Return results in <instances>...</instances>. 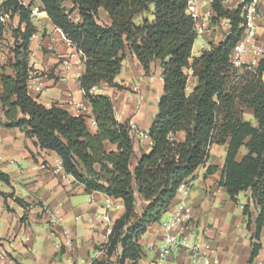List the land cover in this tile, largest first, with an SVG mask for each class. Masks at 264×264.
Masks as SVG:
<instances>
[{
  "label": "trees",
  "instance_id": "1",
  "mask_svg": "<svg viewBox=\"0 0 264 264\" xmlns=\"http://www.w3.org/2000/svg\"><path fill=\"white\" fill-rule=\"evenodd\" d=\"M38 1L39 10L80 53L84 71L79 85L91 104L96 129H88L85 116L73 115L56 104L46 106L29 94V42L36 28L31 21V4L25 6L19 0L3 3L19 14L25 27L13 31L17 37L15 61L9 64L13 74H6L4 66L0 68V125L18 127L27 137L35 138L41 149L54 151L65 173L83 185L85 192L98 191L123 201L124 212L114 221L108 236L109 253L122 246L118 264L126 259L137 263L143 256L138 243L141 234L160 220L179 187L189 183L196 169L207 162L211 146L226 144L218 184L232 201L241 191L250 190L258 208L249 257L252 263L264 227V54L256 66L236 65L230 60L243 32V6L251 0H244L234 9L225 7L222 0H213L215 15L211 21L227 19L230 32L194 57L196 18L188 11L190 0ZM101 10L106 12L108 23L101 19ZM74 11L78 12V20L73 18ZM139 14L144 16L137 24L134 18ZM126 47L135 54L146 75L150 74L151 64L159 61L163 79L148 132L151 148L141 150L135 162L136 141L128 120L117 117L110 95L93 92L103 84L124 88L115 77L121 70ZM185 69H191L197 78L189 94ZM245 108L253 110L255 124L243 118ZM177 132L184 133L182 140L175 137ZM241 147L246 152L237 158ZM215 170L216 165H209L206 174ZM0 180L7 182L8 176L0 172ZM137 196L144 203L142 207L137 204ZM16 201L25 205L20 198ZM243 213L249 227V204L243 206Z\"/></svg>",
  "mask_w": 264,
  "mask_h": 264
},
{
  "label": "crops",
  "instance_id": "2",
  "mask_svg": "<svg viewBox=\"0 0 264 264\" xmlns=\"http://www.w3.org/2000/svg\"><path fill=\"white\" fill-rule=\"evenodd\" d=\"M29 1L32 2L31 7H38L37 13L31 17L36 31L29 42V65L34 73L28 82L29 94L46 106L56 104L73 115L85 116L88 129L94 132L96 125L91 104L83 97L79 85V77L84 71L80 53L69 43L63 32L51 23L46 13L39 10L40 2L26 0V5ZM242 2L227 0L223 5L234 9ZM189 11L200 16L199 23H203L205 28L204 33L197 36L200 39L198 49L192 48L194 57L211 42L224 40L230 32V25L227 19L211 21L215 15L212 0H196ZM256 13V34L264 47V0H256ZM74 14L78 17L77 11ZM101 15L102 20L108 23L106 12L101 10ZM143 16L137 15L134 21L140 23ZM148 17L152 19L153 16L149 14ZM24 27L19 14L12 13L11 21L0 29V68L6 67V74H13L9 67L15 61L14 48L10 47L15 42L13 31L17 28L23 30ZM65 57L71 59L70 68L61 63ZM260 58L244 53L241 62L256 66ZM185 72L188 74L186 93L189 94L197 84V78L192 75L191 69H185ZM137 79L154 88L158 93V103L163 85L159 61L151 64L150 74L146 75L135 54L126 47L125 58L115 81ZM112 89L103 84L93 92L110 95ZM2 92L0 78V94ZM243 118L255 124L251 108L244 109ZM0 119L3 120L1 103ZM175 137L182 140L184 133L177 132ZM35 141V138L27 137L18 127L0 125V172L8 176L7 182L0 180V264H118L122 246L119 244L115 250L108 252L106 225L97 215L107 213L114 223L124 212L123 201L98 191L85 192L83 185L65 173L60 157L52 150L41 149ZM106 145L114 147L107 142ZM150 148L148 135L144 142L136 141V155L132 161H136L141 150L149 151ZM226 151V144L211 146L207 162L196 169L189 183L179 187L169 209L160 220L150 224L139 237L143 256L136 264H152L158 252L160 223L168 218L173 205L179 200H184L192 207L197 235L204 247L217 250L218 264H264V227L259 235L258 254L249 263L254 220L258 213L250 190L241 191L236 196L237 200L232 201L226 189L218 184ZM245 152L246 149L241 147L237 158ZM209 165H216V170L206 174ZM16 198L22 199L25 205L18 203ZM137 204L139 207L144 205L139 196ZM245 204H249L251 215L249 227L247 216L243 213ZM50 209L58 211L62 223L51 224ZM64 228L68 229L74 241V250L65 244L66 237L62 234ZM170 259L174 260V264L191 263L184 253L174 254ZM124 264H132V261L126 259ZM204 264H211V261Z\"/></svg>",
  "mask_w": 264,
  "mask_h": 264
},
{
  "label": "built area",
  "instance_id": "3",
  "mask_svg": "<svg viewBox=\"0 0 264 264\" xmlns=\"http://www.w3.org/2000/svg\"><path fill=\"white\" fill-rule=\"evenodd\" d=\"M224 1L227 0H222V3ZM19 2L25 6L29 5H26V0H19ZM195 2L196 0L189 1L188 11L189 8L195 4ZM3 3L4 2L0 0V29L12 19L11 9L4 7ZM37 11L38 7H31L30 16H34ZM189 12H191L196 18L197 36L202 35L205 28L203 23H199L200 16L195 12ZM242 17L243 32L230 54V60L236 65L245 64L241 62V55L244 53H250L254 57H262L264 54V47L259 43L256 34V0H251L243 6ZM61 63L66 68H70L72 66L70 57L63 58ZM33 74V70L31 69L27 81L28 85V82L33 78ZM94 89L96 88H93V90ZM49 213L52 216V225L62 223V218L58 214L57 210L50 209ZM97 216L103 223H105L106 235L108 237L111 234L113 226L111 218L107 213L99 214ZM62 234L66 237L65 244L71 250H74L75 244L73 239L70 237L68 229L64 228L62 230ZM157 250V255L152 261V264H174V260H171L170 257L179 253H184V255L190 259V264H204L208 261H211V264L219 263L217 250L207 249L204 247L202 240L197 235V226L192 215V207L184 200L176 202L173 205L168 218L160 223V239Z\"/></svg>",
  "mask_w": 264,
  "mask_h": 264
},
{
  "label": "rangeland",
  "instance_id": "4",
  "mask_svg": "<svg viewBox=\"0 0 264 264\" xmlns=\"http://www.w3.org/2000/svg\"><path fill=\"white\" fill-rule=\"evenodd\" d=\"M29 3L32 4L31 1H29ZM65 6L71 8L69 2H65ZM73 18L78 20L77 15L74 13ZM16 38L17 37L15 36V42L10 46L11 49L16 46ZM199 40V37H196L193 44L194 50L198 49ZM117 83L124 88H113L110 93L116 115L123 121L128 120L133 137L136 141L142 143L147 139L150 125L155 118L158 93H156L154 88L147 86L141 79L132 81L124 80ZM251 120L254 122L253 118H251ZM243 225L242 227H244Z\"/></svg>",
  "mask_w": 264,
  "mask_h": 264
}]
</instances>
